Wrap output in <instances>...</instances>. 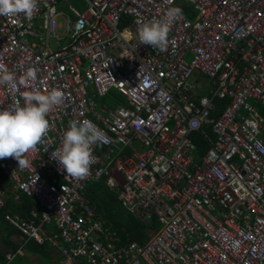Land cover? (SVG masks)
<instances>
[{"label": "built area", "instance_id": "1", "mask_svg": "<svg viewBox=\"0 0 264 264\" xmlns=\"http://www.w3.org/2000/svg\"><path fill=\"white\" fill-rule=\"evenodd\" d=\"M71 1L39 0L31 19L0 16V69L17 76L15 88L0 85V109L34 88L67 98L26 168L0 159V211L21 195L36 202L29 219L3 211L22 241L0 264L29 240L49 242L56 264H264V0H182L191 11L163 51L138 42V22L178 0H79L81 10ZM28 67L36 79L20 83ZM113 90L127 104L97 110ZM73 119L108 138L81 180L52 158ZM207 130L197 154L191 134ZM100 180L138 220L158 223L144 243L119 244L86 197Z\"/></svg>", "mask_w": 264, "mask_h": 264}, {"label": "clouds", "instance_id": "2", "mask_svg": "<svg viewBox=\"0 0 264 264\" xmlns=\"http://www.w3.org/2000/svg\"><path fill=\"white\" fill-rule=\"evenodd\" d=\"M39 0H0V16L16 18L23 16L31 19L38 9ZM183 15L179 7H169L159 19L151 18L138 22V42L149 45L154 50H166L169 45V33ZM36 79V70L28 67L20 77V83ZM16 73L0 69V85L7 84L15 88ZM23 103L0 109V159L14 158L17 167L24 169L29 161L26 154L35 151L50 131L47 115L66 101L65 93L58 88L33 89L20 93ZM108 143L106 134L91 120L73 119L63 131L60 147L52 154L67 177L81 180L90 173L94 162L93 147Z\"/></svg>", "mask_w": 264, "mask_h": 264}, {"label": "trees", "instance_id": "3", "mask_svg": "<svg viewBox=\"0 0 264 264\" xmlns=\"http://www.w3.org/2000/svg\"><path fill=\"white\" fill-rule=\"evenodd\" d=\"M184 12L189 15L187 9H185ZM111 92L112 91H110V93ZM116 100H118L123 105L127 104L125 97L122 95L119 99ZM222 104L224 105V103ZM259 110L264 115V108L260 107ZM207 132V137H204L198 131L191 134V137L195 142L197 154L202 155L209 147V140L213 136L209 130H207ZM114 174L115 173H113V175ZM85 195L93 204L97 206L98 210L102 212L104 218L112 223V229L114 230L116 236L119 238V244H125L130 241H135L139 244H142L147 239L148 232L151 230H157L159 227L154 218L151 219L150 223L145 224L138 220L126 209H124L118 201L116 194L108 191L104 186L102 180L86 184ZM35 203V200H33L32 198L26 195H22L18 202L8 203L5 209L17 211L23 218L29 219L30 211L34 208ZM0 221V224H4L6 227V235L10 237L4 238L3 241L8 249L14 250L19 245V242L16 241V237H18L19 231H17V229H15L13 226L9 225V223L4 219L1 212ZM25 248L26 251H30L36 256H39L41 260H43L44 258L47 262L46 264H51L52 256L49 252L48 242L38 244L36 241L30 240ZM3 257V253L0 251V262L3 260ZM25 261L26 260H24V257H22L21 255H17L10 262V264H25ZM26 262L28 263L29 261Z\"/></svg>", "mask_w": 264, "mask_h": 264}, {"label": "crops", "instance_id": "4", "mask_svg": "<svg viewBox=\"0 0 264 264\" xmlns=\"http://www.w3.org/2000/svg\"><path fill=\"white\" fill-rule=\"evenodd\" d=\"M22 196V195H21ZM20 196V197H21ZM20 199V198H19ZM19 200H17V201H12V200H10V199H8V201L6 202V205H5V207H4V210H1L0 212L2 213V215H3V211H12V210H8V209H5L6 207H7V205H8V203H16V202H18ZM0 223H1V221H0ZM10 225V224H9ZM12 226V225H11ZM14 227V226H13ZM15 228V227H14ZM46 228L48 229V230H50L51 232H55L56 231V229H55V226H54V224L52 223V224H47L46 225ZM16 229V228H15ZM18 231V230H17ZM18 237H16L17 239H16V241H18L19 243L18 244H20V242L22 241V236H21V234L18 232ZM6 237H8V238H10L8 235H6V227H5V225L4 224H0V251L4 254V252L5 251H7V250H11V249H8V247H6V245H5V243H4V238H6ZM30 241V240H29ZM28 241V242H29ZM28 242H26L25 244H24V246H23V248H22V254H21V256L22 257H24V260H26V261H33L32 259H38V263H36L35 261H33V263H36V264H39L42 260L40 259V257L39 256H36L35 254H33L32 252H30V251H26V248H25V246L27 245V243ZM49 243V242H48ZM17 244V245H18ZM39 244V243H38ZM49 252H50V254H51V256H52V260H51V264L52 263H54V264H56L57 263V255H56V253H55V251H54V249L52 248V246H51V244L49 243Z\"/></svg>", "mask_w": 264, "mask_h": 264}, {"label": "rangeland", "instance_id": "5", "mask_svg": "<svg viewBox=\"0 0 264 264\" xmlns=\"http://www.w3.org/2000/svg\"><path fill=\"white\" fill-rule=\"evenodd\" d=\"M179 2V7L183 10L187 9V10H190L191 11V7L189 6V4L185 3V2H182V0H178ZM71 4L74 5L77 9L81 10V8H79V4L82 5V3L79 1V0H73L71 1ZM64 10L69 13V11L67 10V7L64 8ZM62 23V21L60 20V24ZM61 30V27H59V32ZM62 31V30H61ZM201 81L202 82H209V80L206 78V77H202L201 78ZM121 97V95L116 92L115 90H113L107 97H105V99H103L102 101L104 102V104L106 106H114L113 104V100L116 101V99H119ZM95 102H96V109L99 110V107H101L102 105V102L99 98H95ZM33 261H35L36 263H38V259H32ZM33 261H29L28 263L25 261V264H36V263H33ZM46 260L43 258V260L39 263V264H46Z\"/></svg>", "mask_w": 264, "mask_h": 264}]
</instances>
